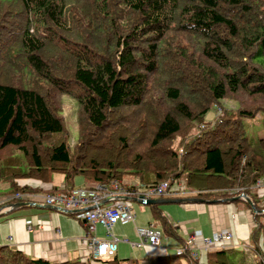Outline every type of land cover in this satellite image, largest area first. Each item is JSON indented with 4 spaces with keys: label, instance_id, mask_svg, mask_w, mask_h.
I'll return each mask as SVG.
<instances>
[{
    "label": "trees",
    "instance_id": "trees-1",
    "mask_svg": "<svg viewBox=\"0 0 264 264\" xmlns=\"http://www.w3.org/2000/svg\"><path fill=\"white\" fill-rule=\"evenodd\" d=\"M71 84L84 92L74 96L82 134L73 150L57 100L73 96ZM242 92L257 99L252 110L216 106ZM159 95L170 111L157 106ZM214 108L220 114L208 123ZM260 112L264 0H0V183L9 194L34 192L18 180L58 174L126 189L182 182L202 200L250 195L264 177V138L252 144L242 121ZM127 119L132 136L122 127ZM152 212L163 234L174 236ZM259 227L246 260L210 251L206 264H264L250 260L260 253ZM138 261L114 256L97 264ZM0 264L52 263L2 247ZM153 264L197 263L173 253Z\"/></svg>",
    "mask_w": 264,
    "mask_h": 264
},
{
    "label": "crops",
    "instance_id": "crops-1",
    "mask_svg": "<svg viewBox=\"0 0 264 264\" xmlns=\"http://www.w3.org/2000/svg\"><path fill=\"white\" fill-rule=\"evenodd\" d=\"M133 182V186L138 185L136 180ZM17 183L20 187L34 190L30 194L34 196L35 201L40 200L35 196L43 197L68 191L70 188L93 186L84 183L80 177L68 183L62 175L58 174L50 176L43 182L26 179L18 180ZM11 190L8 184L0 183V203L10 201L14 195L9 194ZM253 193L256 194L257 203L253 200ZM194 195L195 193L186 191L184 196L178 198H152L153 200L182 199L186 202L155 205L154 209L152 205L143 204L146 208L140 210L143 215L141 220H136V215L133 213L135 216L133 223L124 226L116 224L111 229L112 235L119 242L116 258L141 260L150 257L154 260L155 257L173 255L174 251L182 247L195 231L201 232L205 238H211L214 233L228 230L232 234L234 248L247 245L249 250L255 251L252 232L256 226H260L259 224L261 226L258 229L261 231L256 234V246L260 252L264 249V177L260 185L252 187L250 195L240 194L241 198L234 202H228L230 198L202 200L195 198ZM244 197L253 204L256 210L252 211L251 205ZM199 200L202 201L199 202ZM6 205L9 203L4 206ZM161 206L166 207L161 209L159 208ZM154 210L169 222L175 231L174 236L163 234L161 247L157 249L146 247L140 250L133 249L130 243L137 241L134 233L136 226L146 227L154 224L162 231L160 222L153 215ZM94 236L99 240L107 239L105 230L101 226L96 227ZM86 237V227L82 222L50 207L28 206L0 214V248L8 247L32 260H42L52 264H85L90 260V253L84 245ZM258 253H252L249 259L259 260L261 256ZM200 256L203 261H206L205 253L200 252Z\"/></svg>",
    "mask_w": 264,
    "mask_h": 264
},
{
    "label": "built area",
    "instance_id": "built-area-1",
    "mask_svg": "<svg viewBox=\"0 0 264 264\" xmlns=\"http://www.w3.org/2000/svg\"><path fill=\"white\" fill-rule=\"evenodd\" d=\"M262 181V180H261ZM258 181L255 185H260ZM186 193L182 182L165 181L153 187H134L126 189L120 187L117 182L109 185L94 184L91 187L70 188L55 194L43 197L35 196L40 200L35 201L31 194L16 193L10 201L0 203V214L16 209L17 203H28L32 207H50L57 212L73 217L82 222L87 231L85 247L90 253L89 264H97L113 258L117 251L118 239L111 229L119 224L121 226L133 223L135 216L128 207L127 202L144 203L152 198H178ZM4 206L5 204H8ZM4 206V207H2ZM97 226H101L107 235V239L99 240L94 236ZM137 241L130 243L133 249L143 248L157 249L161 247L163 233L154 224L146 227H135ZM247 245L243 251H248ZM234 249L233 237L230 231L222 230L214 233L211 238H205L201 232H193L185 244L176 249L174 254L182 256L187 253L197 264H206L200 256L201 253L210 251H230ZM264 262V249L260 252Z\"/></svg>",
    "mask_w": 264,
    "mask_h": 264
},
{
    "label": "rangeland",
    "instance_id": "rangeland-1",
    "mask_svg": "<svg viewBox=\"0 0 264 264\" xmlns=\"http://www.w3.org/2000/svg\"><path fill=\"white\" fill-rule=\"evenodd\" d=\"M69 89L73 93L72 95L65 94L62 97L57 96V100L60 103V110L61 115L64 120L65 125V137L67 138V141L69 142L70 150H73L74 144L79 136H81L82 132L79 131L78 124H77V100L74 98V96H82L84 94L83 90L75 84H71L69 86ZM257 99L250 98L245 94L244 92L237 94L236 96L232 97V99H224L222 101H219V103L216 105L221 110H224L225 113H235L237 114L240 109H247L252 110V107L250 104H252ZM203 101V99H201ZM157 106H161L160 109L162 112L170 111L171 105L167 100L161 99L160 95L157 100ZM144 114V119L146 122H149L148 115L145 114V112L141 113V117ZM219 115L220 113L214 108L212 111L209 112V114L206 116L205 120L206 122H213L215 120L216 115ZM128 120V119H127ZM129 121V120H128ZM141 121V120H140ZM263 121H264V112H260L258 115H255V118L251 119H245L242 121L246 136L249 138L250 142L252 144L257 143L258 140L261 138H264V128H263ZM129 129V134L132 136L133 133H136L135 127L133 124H131V121H129L128 124H125V126H122ZM138 129V126H137ZM141 133H145L147 131L145 123L142 121L140 124V130ZM137 137H134L131 142H137ZM183 139V138H182ZM181 139V143H183L187 138ZM177 145V144H176ZM140 144L137 146L139 147ZM141 148V147H140ZM75 179L78 178L77 176L74 177ZM127 205L130 209H132V213L136 215V220H141L143 217L142 213H140V210L143 208H146L143 206V204H139L138 202H127ZM166 206H161L159 208L165 209ZM163 239V238H162ZM174 242V241H173ZM228 255L234 256L238 259H242V256H244L245 260L247 259V254L243 252V246L235 247L233 250L227 251ZM139 264H153V259L150 257L143 258L138 261Z\"/></svg>",
    "mask_w": 264,
    "mask_h": 264
},
{
    "label": "water",
    "instance_id": "water-1",
    "mask_svg": "<svg viewBox=\"0 0 264 264\" xmlns=\"http://www.w3.org/2000/svg\"><path fill=\"white\" fill-rule=\"evenodd\" d=\"M240 198H241L240 196L232 197V198L228 199V202H234V201L239 200ZM244 199H246L248 204L251 205L250 207H252L251 208V209H253L252 211L256 210L255 207L253 206V204L246 197H244ZM201 201L202 200H199V202H201ZM185 202L186 201L182 200V199H158V200L149 199L146 202L141 203V204H144V205H165V204H182ZM28 206L32 207L28 203H19V204H17L16 209L17 208H24V207H28ZM257 212L260 213V211H257Z\"/></svg>",
    "mask_w": 264,
    "mask_h": 264
},
{
    "label": "bare ground",
    "instance_id": "bare-ground-1",
    "mask_svg": "<svg viewBox=\"0 0 264 264\" xmlns=\"http://www.w3.org/2000/svg\"><path fill=\"white\" fill-rule=\"evenodd\" d=\"M49 194V193H48ZM154 199V198H153ZM131 203V202H130ZM260 261V260H259Z\"/></svg>",
    "mask_w": 264,
    "mask_h": 264
}]
</instances>
